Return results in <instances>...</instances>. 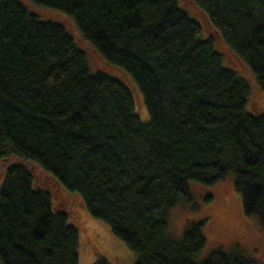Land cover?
Wrapping results in <instances>:
<instances>
[{
    "label": "trees",
    "instance_id": "16d2710c",
    "mask_svg": "<svg viewBox=\"0 0 264 264\" xmlns=\"http://www.w3.org/2000/svg\"><path fill=\"white\" fill-rule=\"evenodd\" d=\"M255 87L264 0H0V160L17 159L0 179V264H78L80 248L125 264L90 219L133 264H260L238 245L201 260L206 220L170 230L194 182L229 175L264 230Z\"/></svg>",
    "mask_w": 264,
    "mask_h": 264
},
{
    "label": "rangeland",
    "instance_id": "374dc122",
    "mask_svg": "<svg viewBox=\"0 0 264 264\" xmlns=\"http://www.w3.org/2000/svg\"><path fill=\"white\" fill-rule=\"evenodd\" d=\"M247 76L254 83L249 73ZM253 96L255 100H264V93L257 87L253 90ZM142 117L140 116L144 121V116ZM16 160V158L0 160V179L8 164ZM190 190L193 202L189 206L186 205L184 208L173 211L171 234L176 239H180L187 223L206 220L207 244L200 255L201 260L218 248L238 245L257 259L260 264H264V230L256 219L245 214L242 196L234 187L233 176L229 175L225 181L214 186L194 182ZM87 227L90 236L104 247L106 252L118 254L125 264L134 263L135 257L129 247L118 237L112 236L105 223L90 219ZM79 253L78 264H94L97 260L94 256L84 252L82 248Z\"/></svg>",
    "mask_w": 264,
    "mask_h": 264
}]
</instances>
